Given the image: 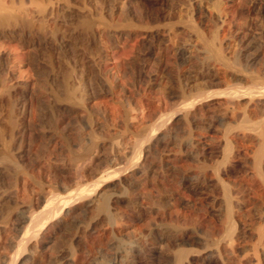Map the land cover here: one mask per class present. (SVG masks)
Listing matches in <instances>:
<instances>
[{
	"label": "bare ground",
	"instance_id": "1",
	"mask_svg": "<svg viewBox=\"0 0 264 264\" xmlns=\"http://www.w3.org/2000/svg\"><path fill=\"white\" fill-rule=\"evenodd\" d=\"M161 4H165V1L162 0ZM51 11L52 7L49 14ZM36 12L41 13L42 8L38 6ZM139 14L142 18H140V23L138 22V27L154 28L153 24L157 22L156 18L151 17L145 21L144 12ZM29 15L25 5L15 6L13 0H10L8 5L0 1V37H7L9 31L16 33L14 27L20 24L31 29L32 20ZM81 18L80 22L84 24L81 25L92 30L94 26L92 20L88 16ZM98 19L104 30L107 31L111 27L112 24L106 16L100 15ZM157 23L160 24V22ZM194 25L200 32L202 25L199 26L196 23ZM178 53L181 63H185L189 59L185 50H180ZM210 54L214 62L225 64L226 67L233 68L234 66L235 69V67L241 66L226 59L221 50L211 49ZM100 61L102 62V60ZM100 61H98L99 64ZM243 62L245 63V61ZM4 64L5 61L0 57V96L4 94L7 98L6 108L0 105V264H140L143 253L146 251L145 248L150 246L151 242L169 248V251L165 252L162 251V246H154L152 257L156 263L152 264H198L197 261L200 264H264V76H259L262 77L259 79L258 72V74L253 73L257 77L252 76L254 71L251 70L250 75L253 79L249 78L248 80H250V84L254 81L255 86L240 85L243 83L240 82L242 78L239 81L238 77L236 79L232 77L236 80V84L228 86L226 82L227 86L214 91L203 90L205 87H209L206 85L208 84L205 82L207 78L204 76L206 80L203 81L206 84L205 87L202 85L200 91L203 93L198 92V86V90L195 88V92L198 94L191 95L189 89L192 86H190L191 88H187L189 90L187 94L183 96L180 95L182 93L179 94L180 103L174 110L172 109L173 111L155 113V115L153 113L148 117L142 103L135 102L136 104L132 106L130 101L125 102V104L128 103V106L121 118L127 123H135L139 126L133 124L136 129L132 128L133 131L135 130L134 133L130 131L133 134L130 133L131 135L128 136L131 137L123 133L119 134L120 128L108 126L109 129L116 130L114 131L116 137L114 135L113 138L105 141L97 135V130L100 131L106 126L99 120L102 117H96L93 112L96 111L97 106L101 108L100 106L104 102L99 101L101 104L98 102L96 89L95 93L94 89L92 91L86 89L87 81L82 75L74 76L72 70H64L52 81L56 85L53 89L55 102H53L54 99L52 101L56 107L54 104L49 106L50 108L53 106L61 113L63 111L65 114L76 115L80 117L79 120L85 119H82L83 132H80L79 135L76 134L74 139L72 138L75 141L78 135V140L75 143L72 141L73 144H71L69 138H66L68 140L65 142L66 146L62 143L65 148L67 147L69 158H67V163L70 160V164L65 167L71 165L69 169L73 170L74 177L66 183L64 179H62L63 182H60V178L56 177L61 183L56 185L57 181L53 182L50 179L52 176L49 177L48 173L50 172H46L47 176L43 178V174L36 172L37 170L29 167L28 161L26 162L25 135L27 129H30L27 128L26 116L29 112L25 108L17 106L16 85L5 84L1 76L2 70L5 69ZM260 65H257L256 68L260 69ZM248 66H250L249 63ZM260 71L263 70L260 69ZM244 72L246 70L241 73ZM245 74L250 77L249 73ZM213 83L211 84L213 85ZM28 84L26 82L24 86L27 88ZM189 84L187 80L183 85L187 87ZM16 90L18 91V89ZM103 90L101 89L102 92ZM21 94L19 95L21 96ZM38 97L40 100V96ZM212 99H218L220 105L224 106V109L221 108L223 110L219 107L221 111L214 115L208 109L212 105V103L210 104ZM219 102L217 101V103ZM116 103L119 104V102ZM120 103H123L122 100ZM165 107L163 109H166ZM254 107L258 109L257 117L254 115L255 112L252 111L254 114L250 112ZM117 109L121 110L119 107ZM157 109L158 112L160 109ZM39 111L35 113L38 114ZM39 114L42 116L40 112ZM34 115L33 118L32 116L29 118L36 119ZM114 118L115 116H113ZM20 119L24 120L20 121ZM204 120L208 121L207 125L203 123ZM53 121L55 122V120ZM55 123L57 124V122ZM111 123L113 122L111 121ZM202 123L203 125H201ZM56 126H52L53 130ZM62 126L64 129L65 124ZM140 126L145 128L141 133H137L136 130L141 131L140 128L137 129ZM58 129L60 128L58 127ZM178 136H180L178 144L175 143L178 140L174 142L176 146H179L178 153L175 154L171 151L174 155L166 154L158 162H148V157L153 151L165 150L170 144V138ZM38 137L35 138L34 143L39 140ZM66 137L68 136L66 135ZM30 138L29 140L32 142L33 138ZM63 139L66 141L65 138ZM55 140L57 141V139ZM59 142L61 143V141ZM32 143L28 145L32 147ZM29 146L28 148H30ZM52 146L55 147V144ZM103 146H107V150L109 148V151L111 150L110 152H113L114 155L110 160L109 170L99 172V169L95 170L92 166L93 162L101 157V153H104L100 150ZM184 159L191 160L194 164L185 166L190 163L184 164L183 162L182 166L181 162ZM50 163H48V167L51 166ZM43 170L42 172H44ZM66 170L68 169L66 168ZM158 170H160V177L162 176L164 181L175 184L173 188L170 185L171 189L175 191L177 187V194L173 193L178 196L179 208L182 207L185 212L182 215L178 214L181 209L177 211L175 208L176 215H174L176 217H173L175 219L172 220L174 227H169V223L167 226L165 223L166 214L171 212L167 213L165 208L170 203L166 202L168 199H166V195L160 197L161 199L159 198L160 200L157 202L161 207V219H158L157 216L158 218L151 220L153 223L154 219L155 222L157 219L160 220L155 234L152 231L154 225L148 223V219L145 224L140 221L144 217H142L144 212L141 214V210H144L142 200L145 198L153 201L154 199H152L154 193L151 194V191L156 188L150 187V184L154 182L153 178L158 174ZM39 171L41 172V170ZM157 180L160 179L157 177ZM152 184L151 186L158 187V185ZM150 188L152 189L150 190ZM170 188L168 190H171ZM165 192L167 191L165 190ZM173 193L168 197L175 199L176 196ZM65 194L67 196H64ZM199 194L207 195L201 199ZM195 195H199L200 198L196 199ZM203 200H206L207 203L204 204H207V207L203 205L205 208L200 209L198 201L202 202ZM160 207L158 208L160 209ZM132 213L135 215L137 213L135 221V218L129 220ZM151 216L154 217L153 213ZM182 216L186 219L190 217L191 223L183 225L181 223ZM138 222L142 224L141 228L144 225H153L150 228L152 230L150 231L148 227V232H146L147 230L139 232Z\"/></svg>",
	"mask_w": 264,
	"mask_h": 264
},
{
	"label": "rangeland",
	"instance_id": "2",
	"mask_svg": "<svg viewBox=\"0 0 264 264\" xmlns=\"http://www.w3.org/2000/svg\"><path fill=\"white\" fill-rule=\"evenodd\" d=\"M0 1L3 3H7V5L10 3V0H0ZM161 1L162 0H141V1L140 0H31V1L13 0V4L15 6L25 5L28 8V11L30 13L29 18L32 20V28L28 29L24 27V25L20 24L14 27L19 34L17 32L13 33L9 31L7 37H0V57H2L3 61H5L4 64L5 69L2 70L3 73H1V76L4 79L6 85L7 84L9 86L10 84L16 85L15 93H17L16 95L17 106L18 107L21 106L25 108L26 111L28 110L27 112H29V114L26 116V123L28 126L27 128L30 129H27V134H26L27 136L25 135L26 138L25 153L28 154V155L25 154L26 156L25 159L26 162L28 161V163L30 164V165L28 164L29 167L34 168L37 170V171L35 170L36 172L43 174V178L47 176L46 172H50L48 173L50 175L49 177L52 176L50 178L51 181L53 182L57 181L56 185L59 184L60 182H63L64 180L66 183L69 182L71 179H73L74 177L73 175L74 173H72L73 170H71V168L69 169L71 165L65 167L70 164L69 163L70 160L67 163L68 153L66 151L67 147L65 148L66 146L65 142H68V140H70L69 143L73 144L72 141H74L73 139L76 137V134L79 135L80 132L82 133L83 132L82 128L84 127L82 119L85 118L79 120L80 117H77L76 115L73 114L71 115L69 113L65 114L63 111L61 113V111L57 110L56 108L54 109L56 105L55 103H53L55 102V98L53 96L54 94L53 89L55 88L56 85H54L55 83H53L52 81L56 79L57 75L60 76L59 74H62L64 70L65 71L72 70L73 72L72 74L74 76L75 75L78 76L79 74L82 75L87 81L85 86L86 89L89 91L90 90L92 91V89H94L93 92L96 89L95 92L98 102L99 101L104 102L102 104L99 102L101 104L100 106L101 108L97 106L98 108L96 107V111L93 112L95 113L96 117L103 118V119L100 118L99 120L103 122V125L106 127H103L104 130L102 128L100 129V131L97 130V135L100 137V139H103L105 141H107L106 139L110 140L111 138H113L115 135L114 133H116L114 132L116 130L109 129L108 126L114 128L115 127L120 128L121 131H119L120 133L119 132L118 133L126 134V136L134 133L135 130L133 131V129H136V127L134 126H139V124L137 125L135 123H130V122L127 123V121L121 118L122 117L121 115H123V113L125 112L128 106V103L125 104V102L130 101L132 106L136 104L135 102L142 103L145 108L146 115L148 117L149 114H150L149 116H151V114L153 115V113L155 115V113H166L173 111L177 106V104L180 103L181 100V97L179 96L180 93H182L180 95L183 96L184 94H187V91L189 92L190 90L191 95H197L198 93L195 91L198 88V86H199V90L198 89L197 90L198 92H200L202 90V85H204L205 87L206 83H208L206 85H209V87L208 88L205 87V89L203 90L214 91L218 89H223V87L227 85L233 86L234 84L237 83L235 82L236 77H238L237 79L239 81L242 78L241 79L242 81L240 82L248 83V84L240 83V85H244V86H255V82L253 81L254 84L253 82H251L250 84L249 83L250 80L248 79L249 78L251 80L253 79L251 75L257 77L255 75L257 72L259 73L258 78L262 79V77L260 78L259 76H264L263 75L264 63H262V61L264 60V0H163L165 1V4H161ZM38 6L42 8L41 13L39 12L35 13V11L38 9ZM51 7H52V11L51 14H49V10ZM140 11L144 12L145 21L149 20L151 17H154L157 19V22H160V24L155 22L153 24L154 28L138 27V22L140 23L141 21L140 18H142L141 14H139L141 13ZM100 15L106 16L110 20V23L112 24L107 31L106 29L104 30V28L98 21ZM84 16H88V18L92 20L94 25L92 27V30L86 29V26H83L84 24L80 22V20L82 19L81 17ZM158 19H160V21H158ZM131 21L132 23H130ZM195 23L199 24V26L202 25L200 27V32L197 30V28H195L194 25ZM115 30L118 31L114 32ZM211 49L221 50V52L224 54L226 59L231 60L233 64L236 65L238 64L241 66H239L238 68L235 67L234 69V66L233 68L232 67L230 68V66L226 67L227 65L225 64L218 63L216 61L214 62L210 54ZM180 50H185L186 54L189 57V59L185 63H181V60L178 57L179 55L178 52H180ZM239 59H241L240 60L241 62L245 61V63L244 62L241 63ZM97 60L98 61L102 60V62L100 61L99 64ZM251 61L253 63V66ZM258 61L262 63V66L260 65L261 63L258 64L259 63ZM248 63L250 65L248 67L249 68L251 67L250 69L247 67ZM257 65H260L259 68L262 69L263 71L257 69L256 68ZM240 67L242 68V70ZM244 68L246 72L241 73L245 71ZM247 70H249L250 72ZM251 70L254 71L252 72V74H251ZM256 70H259L260 72ZM245 73L247 74L249 73V75L251 74L250 77L245 76L246 75ZM204 76L207 78V80ZM232 77H234L235 79ZM255 77L254 79L257 80ZM187 80L189 81L190 84L189 86L186 87L183 84ZM203 80L204 81L206 80L205 81L206 83ZM228 80L230 81L228 82ZM24 82L25 83L28 82L29 87L27 86L26 88V86H24L25 85ZM210 82L211 83L214 82L213 85ZM215 83L218 85H216ZM225 83L227 85H225ZM190 86H192V88ZM103 88L105 91L103 90ZM187 88L188 89L191 88V89L188 90ZM16 89H18V91ZM101 89L103 90L104 93L101 91ZM109 90L110 92H108ZM32 93L35 96H33ZM49 93L51 94V96ZM200 93H203V91ZM19 94H21V96ZM114 94L116 95V97ZM37 95L40 96V100ZM43 95L46 96L44 97ZM115 98L121 99L125 105L123 103H120L121 100L119 101L118 99L114 100ZM33 100L34 102H32ZM6 101H7L6 95L4 94L1 95L0 96L1 107L6 108L7 106ZM217 101L219 102L218 99H212L210 101V104L212 103V105H210L208 109L210 112L212 111L213 115L217 114L219 111L224 109V106L222 107L220 105V102L217 103ZM39 102L41 105L39 104ZM116 102H119V104L117 105ZM53 104L54 107L51 106L50 108L49 105H53ZM121 104H123L124 106ZM164 104L166 105V107ZM162 106L165 107L166 109H163ZM115 107L117 108L119 107L122 111L123 110L124 111L123 112L121 110L119 111V109ZM219 107L220 109L221 108L223 109L220 110ZM157 108L160 109L158 112L156 111L158 110ZM254 108L256 109L257 112L255 111ZM254 108H252L253 110L251 109L250 112L251 113L255 112L256 114L254 113L253 114L255 115V117H257L258 109L256 107ZM38 109L42 111H39ZM54 110L56 111L54 112ZM116 110H118V112H116ZM37 111H39L42 114V116H39L40 115L39 112H38L39 115L35 113ZM52 111L53 113H51ZM57 111L59 112L58 114ZM101 112L102 115L106 117L102 116ZM33 113L37 115L38 119L36 115H34ZM33 115L34 118H36L34 120L35 121L37 120L38 123L32 119ZM31 116L32 118H29ZM113 116H115L114 118L115 121L113 119ZM107 119H111V120L109 121ZM23 120L20 119V121ZM53 120H55L57 124L60 123V125H57ZM111 121L113 123H111ZM31 122H33L32 124L34 123L37 124L36 125L29 124ZM67 122L70 123L69 126ZM206 122L208 123V121ZM206 122L204 120L203 123L207 125ZM114 123L115 126H113ZM203 123L201 125H203ZM64 124L66 126V127L64 126L65 131L62 126ZM119 124L122 125L120 126ZM129 124H131L132 126L134 124V126L132 127ZM29 125H31L34 128H32ZM54 125L55 126L57 125L55 130H53ZM58 127L63 130L58 129ZM78 127L81 128L80 129L81 131L79 130ZM144 128H145L144 126L137 127V129L141 131L136 130V132L141 133L144 130ZM57 131H61V132H57ZM130 131L133 133H131ZM108 132H112L113 134L112 133L110 134ZM48 133L49 135H47ZM37 135L40 137H38ZM66 135L68 137H66ZM78 135L76 140H78ZM110 135L113 136L111 137ZM34 136H37L39 139V140L36 139L37 140L35 141L36 144L33 141L37 137ZM30 137L33 138L32 140L33 143L30 142L31 141L29 140ZM179 137L180 136L175 138L173 137L170 138V144L166 147L165 149L166 151L164 149H163L164 151L163 150L153 151L148 157V162H158L159 159L165 157L166 154L174 155L172 154L173 152L175 154L178 153L177 150H179V146L178 145L176 146L175 143L178 144ZM63 138L65 139L69 138V139L68 140L66 139L65 141ZM55 139H57V141ZM76 140L74 141V143L76 142ZM52 141L54 142L55 147L52 146L54 145ZM59 141H61V143ZM30 143H32V147L29 146L31 145ZM62 143H64L65 146ZM28 146L31 149L28 148ZM100 150L101 152L104 151V153L102 152L103 155L101 153V157L93 162L92 167H94L95 170L99 169L98 171L102 172L106 169L109 170V167L111 166L110 160H112L113 158L112 156L114 154H112L113 152L112 153L110 152L111 150L109 151V148L107 150V146H103V148ZM45 160L51 162L50 163L51 166L49 165L48 167L49 162L47 163ZM190 161L191 160L186 161V159H184L182 160L181 164L183 162L184 164H188L186 162L190 163L185 166H190L191 164H194L193 161L191 162ZM32 163L34 164V167ZM184 164H182V166ZM42 167L44 168V170ZM101 167L103 170L101 169ZM66 168L68 170H66ZM39 170H41V172ZM42 170L45 173L42 172ZM157 173H156L157 175L153 178L154 181L152 182L153 184L152 183L151 184L152 185L156 184L158 185V187H156L155 185L151 186L150 184V187L156 188L152 190L153 192L151 191V194L154 193V195L152 194V199L153 198L154 199L153 201H150L151 199L148 200L145 198L142 200L143 201L142 206L144 207L142 208L144 210H141V214L144 212L142 214V217L144 216L145 219L143 217V219L140 221V222L143 221V224H145V221L148 219V223H151L154 226L152 225L153 226L152 228V226H150L151 224L149 225L146 222L148 225H144L143 228H145V226L146 228L143 229L141 228L142 224L138 222L137 228L140 227L139 228L140 230L138 229L139 232L140 231L145 232L148 229V227L149 230L150 228H152L153 230L152 229L151 230L154 233L157 231L158 224H160L159 223L160 220L158 221V219H161L160 218L161 207L157 202L158 200L161 199L160 197H164L166 195L165 196L166 199L168 198L166 202L170 203V205L168 204L167 207L165 208L167 209L166 210L167 213L171 212L170 213L171 216L169 213L166 214L167 219L165 221L166 225L169 223V227L172 228L174 227V222H172V220L175 219L173 217H176L175 216L176 210L178 211V209H181L178 211L179 213L177 212L178 214L181 215L185 212V210H183L182 207L179 208L180 206L177 199L178 196L176 195L177 187L175 188V191L174 189L170 188V185L173 188L175 184L169 183L168 181H164L163 177L162 176L160 177L161 175L160 170H158ZM56 177L60 178V182L57 180ZM157 177L160 180H157ZM167 187L170 188L172 191L168 190ZM151 189L152 188H150V190ZM165 190L167 192H165ZM171 192L176 193V194L173 193L176 196L174 197L175 199L168 197L172 194ZM199 195L201 196L202 199L203 197H206L207 194L205 196L204 194H199ZM199 195H195L196 199L200 198ZM64 196H67V194H65ZM169 200L172 201L170 202ZM172 202L174 203V205L171 206V204H173ZM198 202H199L198 206L201 207L200 209L207 207L206 206L207 204H204L206 200H203L202 202L200 201ZM151 205L153 206L152 210H150L152 207ZM157 206L160 207V209ZM157 208L159 209V211ZM153 209L154 210L156 209L157 211L155 210L156 211L155 212ZM152 213L154 217L151 216ZM135 216H137V213L136 215L132 213V216L130 217L129 220L135 218L134 219L135 221L136 220ZM184 216H182L183 218L181 217V223L183 225L190 224L191 223L190 217L188 216L189 218L186 219ZM153 218L155 219L158 218V219L156 220V222L154 219L153 220L154 223H153L151 221ZM155 224L157 225L155 226ZM139 232L136 231V233ZM146 232H148V230ZM149 245L150 246L145 248L146 251H144L143 253V256L140 260V264L156 263L152 257L154 246L155 247L162 246V248L164 249V250L162 249V251L165 252L169 251V248L159 243L155 244V242L154 243L151 242V244ZM197 263L200 264L199 261H197Z\"/></svg>",
	"mask_w": 264,
	"mask_h": 264
}]
</instances>
